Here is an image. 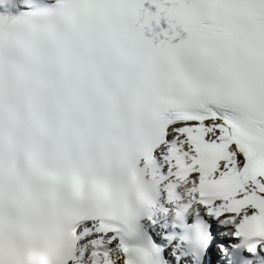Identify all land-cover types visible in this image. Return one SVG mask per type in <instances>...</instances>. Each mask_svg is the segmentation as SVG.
<instances>
[{"label":"snow or ice","instance_id":"1","mask_svg":"<svg viewBox=\"0 0 264 264\" xmlns=\"http://www.w3.org/2000/svg\"><path fill=\"white\" fill-rule=\"evenodd\" d=\"M0 264H264V0H0Z\"/></svg>","mask_w":264,"mask_h":264}]
</instances>
